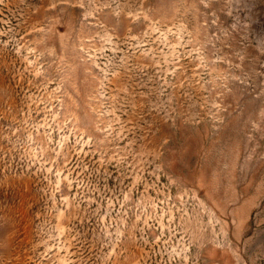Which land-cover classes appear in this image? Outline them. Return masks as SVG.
<instances>
[{
    "label": "rangeland",
    "instance_id": "obj_1",
    "mask_svg": "<svg viewBox=\"0 0 264 264\" xmlns=\"http://www.w3.org/2000/svg\"><path fill=\"white\" fill-rule=\"evenodd\" d=\"M0 264H264V0H0Z\"/></svg>",
    "mask_w": 264,
    "mask_h": 264
}]
</instances>
